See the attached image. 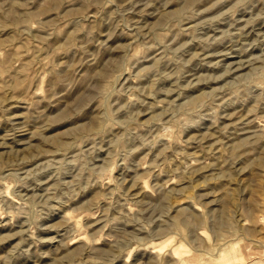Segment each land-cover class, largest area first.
<instances>
[{
  "label": "rangeland",
  "instance_id": "obj_1",
  "mask_svg": "<svg viewBox=\"0 0 264 264\" xmlns=\"http://www.w3.org/2000/svg\"><path fill=\"white\" fill-rule=\"evenodd\" d=\"M0 264H264V0H0Z\"/></svg>",
  "mask_w": 264,
  "mask_h": 264
}]
</instances>
